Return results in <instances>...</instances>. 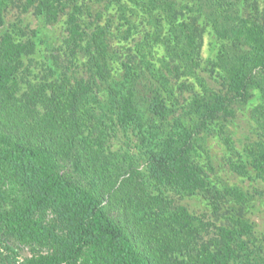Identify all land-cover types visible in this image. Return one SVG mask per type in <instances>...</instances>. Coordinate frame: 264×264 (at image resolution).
I'll list each match as a JSON object with an SVG mask.
<instances>
[{"label": "trees", "instance_id": "trees-1", "mask_svg": "<svg viewBox=\"0 0 264 264\" xmlns=\"http://www.w3.org/2000/svg\"><path fill=\"white\" fill-rule=\"evenodd\" d=\"M12 1L0 0V30ZM26 1L47 24L56 22L69 2ZM142 6L147 20L159 27L158 32L167 29L174 33L165 42L170 57L199 66L203 39L197 25L200 18L175 25L177 19L188 15L186 6L178 0H146ZM215 7L208 15L212 26L241 51L231 57L223 55L218 61L230 98L210 93L195 95L189 102L187 111L197 116L199 131L206 130L214 120L231 116L230 103H246L252 89H260L264 97V12L260 19L229 17L226 10L217 11ZM76 13L69 14L66 22L67 41L72 47L79 46L85 36ZM96 36L106 54L107 45L100 35ZM35 45L25 44L12 31L0 32V249L7 250L5 236L29 246L32 256L20 264H264V257L253 256L243 240L251 233V226L216 227L212 244L198 246L196 236L207 231L210 224L190 214L185 206L167 211L171 200L166 202L160 192L148 198L149 207L159 211L156 217H162L152 224L155 231L151 230L150 239L155 244L150 255L139 250L129 230L112 217L104 194L78 185L57 170V157L66 146L72 147L80 139L90 143L91 121H101L98 114L103 111L93 104L101 106L102 101L93 96L94 81H72L59 75L39 90L29 84V91L21 92L23 59L33 54ZM142 79H133L124 90H116L119 100L113 105L118 111V124L127 129L133 126L146 148L147 175L155 186L174 188L188 196L208 190V174L198 160L193 131L177 126L173 133L160 138L155 131L148 136L144 130L139 101L157 119H165L171 108L161 89ZM253 118L264 134V109H254ZM230 168L242 177L264 179V150L230 161ZM151 202L163 207L152 206ZM164 219L172 227L171 235L174 233L170 238L156 233ZM4 258L17 264L15 257L3 256L6 264Z\"/></svg>", "mask_w": 264, "mask_h": 264}, {"label": "rangeland", "instance_id": "rangeland-1", "mask_svg": "<svg viewBox=\"0 0 264 264\" xmlns=\"http://www.w3.org/2000/svg\"><path fill=\"white\" fill-rule=\"evenodd\" d=\"M145 1L69 0L65 11L51 24L38 17L35 7L28 6L26 0H13L7 7L5 26L0 32L12 31L25 44H36L33 54L23 59L21 92L29 91V84L39 90L59 75L72 81H94L93 96L102 101L101 106L93 104L103 108L98 114L103 120L91 121L90 143L80 139L74 146H66L64 153L57 157V170L78 185L104 194L107 197L104 204L112 217L129 230L136 247L149 255L155 244L150 239L152 224L162 217H156L159 211L149 207L148 198L160 192L166 202L171 200L166 205L167 211L173 206H185L190 214L210 224L200 236L193 234L198 246L210 241L212 244L216 227L247 224L252 228L243 238L247 250L253 256L264 257V179L242 177L230 168V161L237 162L264 150V134L253 118L254 109H264L262 91L252 89L246 103L231 102V116L210 122L206 130L199 131L197 116L187 111L195 95L219 93L231 97L218 61L223 55L231 57L241 50L232 40L217 34L208 18L211 8L226 10L229 17L260 19L264 0H238L237 7L233 5L237 0H178L181 6H186L188 15L177 19L175 25L192 17L200 18L197 25L203 39L199 66L170 57L165 42L174 33L166 29L161 34L155 21L147 20L142 6ZM218 3H221L220 9ZM74 10L85 33L77 47L67 41L66 22ZM96 35L107 45L106 54ZM140 77L160 88L171 108L165 119H157L142 101L137 103L147 135L153 130L161 138L173 133L177 126L193 131L198 160L208 174V190L188 196L174 188L155 186L147 175L146 148L133 126L127 129L118 124V111L113 105L119 100L115 91L124 90L133 79ZM91 146L94 152L89 149ZM151 204L163 207L161 203ZM164 221L161 228L156 222V233L170 238L174 234L171 235L172 227ZM3 241L7 250L0 249L1 256L15 257L17 264L32 256V249L17 239L5 236Z\"/></svg>", "mask_w": 264, "mask_h": 264}, {"label": "flooded vegetation", "instance_id": "flooded-vegetation-1", "mask_svg": "<svg viewBox=\"0 0 264 264\" xmlns=\"http://www.w3.org/2000/svg\"><path fill=\"white\" fill-rule=\"evenodd\" d=\"M5 260H6V264H15V262L12 259H9V260L5 259Z\"/></svg>", "mask_w": 264, "mask_h": 264}, {"label": "water", "instance_id": "water-1", "mask_svg": "<svg viewBox=\"0 0 264 264\" xmlns=\"http://www.w3.org/2000/svg\"><path fill=\"white\" fill-rule=\"evenodd\" d=\"M2 258H3V256L0 255V264H4V263L2 262Z\"/></svg>", "mask_w": 264, "mask_h": 264}]
</instances>
